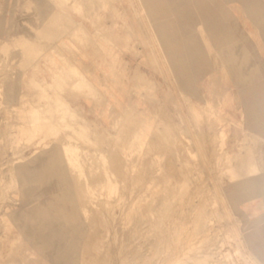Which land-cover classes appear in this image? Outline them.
<instances>
[{
  "label": "rangeland",
  "instance_id": "obj_1",
  "mask_svg": "<svg viewBox=\"0 0 264 264\" xmlns=\"http://www.w3.org/2000/svg\"><path fill=\"white\" fill-rule=\"evenodd\" d=\"M30 104L51 115L31 138ZM23 165L45 177L26 194ZM263 170L264 0H0V264H264ZM56 196L82 219L51 210L12 247Z\"/></svg>",
  "mask_w": 264,
  "mask_h": 264
},
{
  "label": "bare ground",
  "instance_id": "obj_2",
  "mask_svg": "<svg viewBox=\"0 0 264 264\" xmlns=\"http://www.w3.org/2000/svg\"><path fill=\"white\" fill-rule=\"evenodd\" d=\"M94 1V0H93ZM24 5V4H23ZM22 5V6H23ZM36 6V5H35ZM73 6V5H72ZM101 6V5H100ZM136 7V6H135ZM85 9V8H84ZM60 11V10H59ZM38 12V11H37ZM124 17V16H123ZM67 18V17H66ZM41 20V19H40ZM125 20H126V18H125ZM65 21V20H64ZM123 23H125V22H123ZM127 23V22H126ZM34 24V23H33ZM48 25V24H47ZM62 25V24H61ZM128 25V24H127ZM55 26V25H54ZM71 26V25H70ZM141 26V25H140ZM128 27H129V25H128ZM164 27V26H163ZM34 28V27H33ZM39 28V27H38ZM80 28V27H79ZM83 28V27H82ZM125 28H127V27H125ZM165 28V27H164ZM73 29V28H72ZM65 30V29H64ZM80 31V30H79ZM79 31H77L76 33L77 34H79L78 32ZM97 31V30H96ZM95 31V32H96ZM71 32H73V31H71ZM98 32V31H97ZM128 32V31H127ZM80 33H82V32H80ZM64 34V33H63ZM74 34V33H73ZM83 35H84V33H83ZM86 35V34H85ZM84 35V36H85ZM74 36V35H73ZM77 36V35H76ZM80 36V37H79ZM101 36V35H100ZM82 36L79 34L78 35V37L77 38H80V40L82 39L81 38ZM59 38V37H58ZM83 38H85V37H83ZM88 39V38H87ZM109 39V38H108ZM4 40V39H3ZM39 40V39H38ZM79 40V39H78ZM11 42H12V40H11ZM85 42V41H84ZM36 43V42H35ZM42 43H44V42H42ZM49 44V43H48ZM42 45V44H41ZM4 46V45H3ZM9 46V45H8ZM40 46V45H39ZM41 47V46H40ZM2 55V54H1ZM63 61V60H62ZM246 67V66H245ZM15 68V67H14ZM57 73H58V71H57ZM76 71H75V69L73 68V67H66L59 75V77H62V79L64 80V81H70V82H72V83H77L78 85H79V87H78V85L76 84V86L78 87V88H80V84L79 83H82L81 81H83V79H84V77H82V76H77L76 75ZM15 74V73H14ZM54 74V73H53ZM58 75V74H57ZM53 85H55V86H57V83H59V80L56 78V76H55V78L53 77ZM85 80V79H84ZM3 81V80H2ZM1 81V82H2ZM35 81V80H34ZM13 83V82H12ZM34 84V83H33ZM82 84H85L84 82L82 83ZM81 84V85H82ZM60 85V84H59ZM86 85V84H85ZM72 86V85H71ZM73 86H75V84H73ZM88 86V85H87ZM35 87V86H34ZM76 87V88H77ZM83 87V86H82ZM81 87V88H82ZM73 88V87H72ZM74 90V89H73ZM49 92V91H48ZM48 94V93H47ZM58 95V94H57ZM3 96H4V94H3ZM26 96V95H25ZM59 96V95H58ZM5 97V96H4ZM54 97V96H53ZM25 98V97H24ZM22 99V98H21ZM59 99H61V98H59ZM23 100V99H22ZM49 100H50V95H49ZM48 100V101H49ZM50 101H53V100H50ZM55 101H57V100H54V102ZM59 101V100H58ZM61 101V100H60ZM22 103V102H21ZM27 103H29V102H27ZM26 103V104H27ZM31 103V102H30ZM56 103V102H55ZM54 103V104H55ZM40 104H42V102L40 103ZM44 104V105H43ZM42 105L43 106H45V103H43ZM67 104V103H66ZM23 105V104H22ZM57 105H59V103L57 104ZM59 106H61L62 107V103L60 102V105ZM24 107H25V105H24ZM30 110H28V111H31L30 113H28L27 112V110H24V112L26 111L30 116H31V119H32V121H31V119H30V122L28 123V127H29V124H31L32 125V122L34 123V124H36L35 122H37L38 124L40 123V125H42L43 123H41V122H45L46 121V117H44V112H46V113H48L49 111L47 110V111H45V109L43 110V111H41V105L39 106L40 108L38 109V106H36L37 108H35V106H32L31 104H30ZM34 107V108H33ZM49 107V105L46 107V108H48ZM55 107H57L56 105H55ZM68 107V106H67ZM19 108H20V106H19ZM67 109V108H66ZM50 110V109H49ZM71 110H73V109H71ZM23 111V110H22ZM74 111V110H73ZM24 112H23V114H24ZM25 112V113H26ZM66 112V115H67V110L65 111ZM65 112H63V113H65ZM68 113H71V111L69 110V112ZM80 113V112H79ZM17 114V113H16ZM15 114V115H16ZM20 114H22V113H20ZM26 115V114H25ZM24 115V116H25ZM48 116L50 115V113H48L47 114ZM47 115H45V116H47ZM19 116V115H18ZM27 116V115H26ZM51 116V115H50ZM52 116H53V114H52ZM62 116L63 117H65L63 114H62ZM71 116V115H70ZM21 117V116H20ZM29 117V116H28ZM28 117H25V118H28ZM67 117V116H66ZM81 117V116H80ZM22 118V117H21ZM75 118V117H74ZM24 119V118H23ZM51 119H52V117H51ZM70 119V118H69ZM20 121H21V119H19ZM28 120H29V118H28ZM48 120H49V117H48ZM47 120V121H48ZM53 120V119H52ZM64 120H65V118H64ZM66 120H68V119H66ZM78 120H79V118H78ZM78 120H76L77 122H78ZM122 120V119H121ZM27 120L25 119V122H26ZM47 121H46V123H47ZM71 121H72V119H71ZM62 122V121H61ZM67 122V121H66ZM81 122H82V120H81ZM21 123H23V122H21ZM52 123V122H51ZM70 123V122H69ZM71 123H73V122H71ZM68 124V123H67ZM76 124V123H75ZM79 124V123H78ZM21 125V124H20ZM30 125V128H28V129H26V131L29 133V135H30V138L34 135V130H32V128L34 129V128H36V127H33V125L31 126ZM40 125H37V126H39V128H41V126ZM54 126H55V124H54ZM72 126V124L70 125V127ZM76 126H77V124H76ZM32 127V128H31ZM42 127H43V125H42ZM85 127V126H84ZM19 128H22V125L19 127ZM74 128V127H73ZM78 128V127H77ZM76 128V129H77ZM25 129H24V131H25ZM68 130V128L66 127L65 128V130ZM22 130V129H21ZM20 130V131H21ZM50 130H52V132H53V129H50ZM62 130H63V128H62ZM73 131L72 129H69V131ZM79 130H80V127H79ZM83 131H84V129H83ZM21 132H23V130L21 131ZM52 132L50 131V132H47L46 133V135H45V137H44V139L45 138H47V137H50V136H52ZM60 133H61V129H60V131H59ZM80 132V131H79ZM70 134V137H68L69 138V140H70V138L72 137V133H70V132H66V134ZM45 134V133H44ZM68 134V135H69ZM226 134V133H225ZM17 135V134H16ZM60 134H58V136H59ZM62 135V134H61ZM60 135V136H61ZM80 135V134H79ZM64 136V133H63V135H62V137ZM222 136H223V133H222ZM62 137H61V139H60V142H61V140L63 141V139L64 138H66V137H63V139H62ZM105 137V136H104ZM59 139V137H57V140ZM71 139H73V138H71ZM254 140V139H253ZM43 140H41V142H42ZM59 141V140H58ZM77 141V140H76ZM255 141V140H254ZM21 142V141H20ZM65 142V140L63 141V143ZM72 142H74V141H72ZM221 142V141H220ZM261 142V141H260ZM66 143L67 142H65V145H66ZM254 143H256V142H254ZM19 144V143H18ZM17 144V145H18ZM49 143H46V145H48ZM51 144V143H50ZM49 144V145H50ZM68 144H71V142L69 143L68 142ZM260 144V143H259ZM20 145V144H19ZM52 145V144H51ZM71 145H73V144H71ZM254 145V144H253ZM253 145H252V143L250 144V146H248V148H247V151H246V153L245 154H247V155H249V154H254L253 153ZM261 145V144H260ZM63 146V145H62ZM70 146V145H69ZM69 146H65L64 147V150H65V154L64 155H66L67 156V154H68V157L69 158H67V159H69L70 161H68V160H64V163L66 164L67 163V161L68 162H73V163H76L78 160H79V157L81 156L82 157V155H81V153L83 152H80V149L79 148H77V146H73V147H69ZM103 146V145H102ZM148 146V145H147ZM256 146V145H255ZM23 147V146H22ZM257 147V146H256ZM258 147H259V145H258ZM47 148V147H46ZM81 148V147H80ZM85 148H86V146H85ZM88 148V147H87ZM101 148V147H100ZM246 148V145H241L240 146V149L241 150H244ZM23 149V148H22ZM61 149V151H62V148H60ZM94 149H96V148H94ZM220 149V148H219ZM259 149V148H258ZM17 150H18V147H17ZM19 150H20V148H19ZM24 150V149H23ZM99 150V149H98ZM240 150V151H241ZM246 150V149H245ZM36 151H38V150H36ZM239 151V152H240ZM22 152H24V151H22ZM46 152H48V151H43V152H41L40 154H38V155H36L35 157H34V159L32 160L33 162H37V161H43V162H45V158L43 157V155H44V153H46ZM90 152V151H89ZM239 152H236V153H231L230 151H225V155L223 156V158L222 159H224V161H225V158L226 159H228L231 163L232 162H234V161H236V159L239 157ZM243 152V151H242ZM256 152H259V150H256ZM36 153V152H35ZM18 154H20V155H22L21 154V151H20V153H18L17 152V156H18ZM34 154V153H33ZM84 154V153H83ZM87 154V153H86ZM92 154V153H91ZM115 154V153H114ZM223 155V154H222ZM221 155V156H222ZM17 156H16V159H17ZM92 156V155H91ZM94 156H95V154H94ZM121 156V155H120ZM85 157V156H84ZM114 157V156H113ZM22 158H23V156H22ZM83 158V157H82ZM121 158V157H120ZM24 159H25V157H24ZM64 159H66V158H64ZM90 159V158H89ZM113 159V158H112ZM29 160V159H28ZM27 160V161H28ZM51 160V159H50ZM82 160V159H81ZM116 160V159H115ZM120 160V159H119ZM15 161V160H14ZM84 161V160H83ZM90 161H92V160H90ZM107 161V160H106ZM82 162V161H81ZM96 162V161H95ZM112 162V161H111ZM227 162V161H226ZM83 163V162H82ZM88 163V162H87ZM94 163V162H93ZM115 163V162H114ZM223 163V162H222ZM249 163V162H248ZM79 164V163H78ZM113 164V163H112ZM116 164V163H115ZM118 164V163H117ZM69 165H71V163H69ZM226 165V164H225ZM229 165V164H228ZM84 166V165H83ZM82 166V167H83ZM88 166H89V164H88ZM97 166V165H96ZM106 166V165H105ZM114 166H116V165H114ZM237 166V165H236ZM68 167V166H67ZM71 167V166H70ZM79 167H81V165H78V169L80 170V168ZM101 167V166H100ZM108 167V166H107ZM228 167V166H227ZM238 167V166H237ZM20 169L17 171V174L19 175L18 177H19V180H20V185H22V187L24 188V193L26 194V193H28V192H32L34 189H35V187H33L32 186V184L34 183V181L36 180V179H39V177L38 176H44V175H42V174H40V171L42 170V168L43 167H38V166H35V167H32V166H30V165H27V166H24L23 165V167H19ZM72 168V167H71ZM91 168V167H90ZM15 169H17V168H15ZM61 169V168H60ZM64 169V168H63ZM73 169V168H72ZM100 169V168H99ZM231 169H233L234 170V168H233V166L231 167ZM76 170V169H75ZM85 170V169H84ZM83 170V171H84ZM107 170V169H106ZM122 170V169H121ZM119 171V172H122V171ZM222 170H223V167H222ZM45 171V170H44ZM63 171V170H62ZM236 171V170H235ZM262 171V170H261ZM264 171V170H263ZM59 172V171H58ZM60 172H61V170H60ZM59 172V173H60ZM77 172V171H76ZM75 172V173H76ZM101 172V171H100ZM107 172H108V170H107ZM45 173V172H44ZM70 173V172H69ZM69 173H68V175H65V173H63V178H62V180H64V182L66 183V181L68 182L67 184H69V182L70 181H68L69 180V178L71 177V174H70V177H69ZM85 173H86V171H85ZM96 173V172H95ZM232 173H234V172H232ZM248 173V175H249V179L248 180H250L251 182H252V180L253 181H256V178H257V173H258V167L257 166H255V165H253L250 169H249V171L247 172ZM40 174V175H39ZM73 174V173H72ZM88 174V173H87ZM87 174H85V175H87ZM99 174V173H98ZM101 174V173H100ZM111 174V173H110ZM110 174H109V176H110ZM116 174V173H115ZM125 174V173H124ZM102 175H103V172H102ZM101 175V176H102ZM15 176V175H14ZM40 176V177H41ZM78 176V175H77ZM89 176V175H88ZM126 176V175H125ZM233 176V175H232ZM17 177V176H16ZM17 177V178H18ZM38 177V178H37ZM96 177V176H95ZM94 177V178H95ZM104 177H105V175H104ZM103 177V178H104ZM108 177V176H107ZM112 177V176H111ZM235 177V176H234ZM45 178V177H44ZM43 177H41V179L43 180L44 179ZM75 177H74V174H73V179H74ZM89 178H91L90 176H89ZM99 178V177H98ZM110 178V177H109ZM113 178V177H112ZM127 178V177H126ZM41 179L40 180H38V181H41ZM71 179V178H70ZM76 179V180H75ZM74 179V182L75 183H73L72 182V180H71V183H73V185H75V188H79V186L80 187H82L81 186V183H80V185L78 184L79 183V181L77 180V177ZM115 179V178H114ZM118 179H120V178H118ZM122 179H124V178H122ZM246 179V180H247ZM15 180H18V179H14V181ZM62 180H60V181H62ZM80 180V179H79ZM104 180V179H103ZM121 180V179H120ZM14 181H13V183H14ZM37 181V180H36ZM111 181V178H110V180L108 179V182H110ZM245 181V180H244ZM33 182V183H32ZM89 182H90V179H89ZM102 182V181H101ZM113 182H114V180H113ZM112 182V183H113ZM15 183H16V181H15ZM43 183V182H42ZM84 183V188H86L85 186V182H83ZM82 183V184H83ZM88 183V182H87ZM95 183V182H94ZM243 183V186L246 184H244V182H242ZM250 183V182H249ZM35 184V183H34ZM90 184V183H89ZM91 184H93V183H91ZM15 185V184H14ZM19 185V184H18ZM60 185H62L61 184V182H60ZM69 185H71V184H69ZM118 185H119V183H118ZM239 185V184H238ZM248 185V184H247ZM95 186V185H94ZM107 186V185H106ZM246 186V185H245ZM263 186V185H262ZM15 187V186H14ZM73 187V186H72ZM88 187V186H87ZM239 187V186H238ZM17 188V187H16ZM21 188V187H20ZM77 188V189H78ZM91 188V187H90ZM61 189V188H60ZM74 189V188H73ZM240 189V188H239ZM249 189H251V188H249ZM81 190V189H80ZM117 190V188L116 187H114L113 188V186L111 187V191L109 192L110 194L112 193V192H115ZM16 191H18V190H16ZM70 191H71V186H70ZM88 191V190H87ZM77 192H79V191H77ZM247 192V191H246ZM70 193V192H69ZM240 193V192H239ZM64 194V196H65V193H63ZM79 194V193H78ZM63 196V197H64ZM66 196L68 197V195L66 194ZM65 196V197H66ZM74 196H75V194L73 195L72 194V198L70 199L71 201H72V199L74 198ZM77 196V195H76ZM75 196V197H76ZM77 197H79V200L81 199L80 198V196H77ZM69 198V197H68ZM68 198H66V201L68 200ZM258 198V197H257ZM78 199V198H77ZM123 199H124V197H123ZM251 199H253V198H251ZM121 200V199H120ZM71 201H69V202H71ZM65 203L67 204V202H64V200L63 199H61L59 196H56L55 198H54V200L51 202V204L49 205V206H45V205H41V203L40 204H37L35 207H33V209H32V211H30V212H26V211H24V212H22L21 213V215L19 216V217H17L18 216V214H17V218H15L14 220L17 222V224L15 225V226H17L18 228H19V233H18V237L17 236H15L13 239H12V247L14 246V245H16L15 243H16V241L18 240V238L21 236H23V234H26V227L27 226H29V225H32V234H30V236H28V237H31L32 239L33 238H35V235H36V233H35V230H36V228L39 226V224L45 219V218H50V211L51 210H54V209H63V213H64V215L62 216L63 217V219H66V220H68V219H70V218H72V214H73V216L74 215H76L75 217H76V219L77 220H79V219H82L81 218V216L79 215V214H76L75 213V210H74V208H73V210H72V207H71V210L70 209H64L65 208ZM80 203V202H79ZM112 204V203H111ZM82 205V204H81ZM1 206V205H0ZM77 206V205H76ZM75 206V207H76ZM80 206V205H79ZM83 206V205H82ZM107 206V205H106ZM105 206V207H106ZM112 207V206H111ZM80 208H82V207H79V209ZM84 208V207H83ZM82 208V209H83ZM109 208V207H108ZM107 210V209H106ZM78 211V210H77ZM81 211V210H80ZM83 212V211H82ZM4 222V221H3ZM10 222H13V220H11ZM4 224V223H3ZM119 228V227H118ZM121 230L123 231V229L121 228ZM117 231H119V230H117ZM120 234V233H119ZM118 234V235H119ZM121 237V236H120ZM221 243V242H220ZM11 247V248H12ZM241 256V255H240ZM205 258V257H204ZM207 258V257H206ZM208 260V259H207ZM245 260V259H244ZM215 261V260H214ZM248 261V260H247ZM219 263V262H218ZM205 264V263H204Z\"/></svg>",
  "mask_w": 264,
  "mask_h": 264
}]
</instances>
